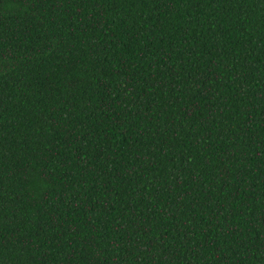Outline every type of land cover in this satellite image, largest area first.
<instances>
[{
  "label": "trees",
  "instance_id": "obj_1",
  "mask_svg": "<svg viewBox=\"0 0 264 264\" xmlns=\"http://www.w3.org/2000/svg\"><path fill=\"white\" fill-rule=\"evenodd\" d=\"M0 264H264V0H0Z\"/></svg>",
  "mask_w": 264,
  "mask_h": 264
}]
</instances>
